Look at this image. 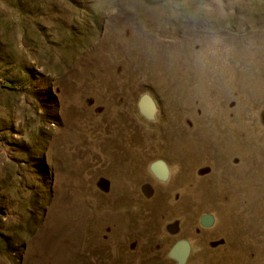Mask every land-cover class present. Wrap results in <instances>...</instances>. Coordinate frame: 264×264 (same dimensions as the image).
<instances>
[{
  "label": "rangeland",
  "instance_id": "1",
  "mask_svg": "<svg viewBox=\"0 0 264 264\" xmlns=\"http://www.w3.org/2000/svg\"><path fill=\"white\" fill-rule=\"evenodd\" d=\"M178 240L264 264V0H0V264H176Z\"/></svg>",
  "mask_w": 264,
  "mask_h": 264
},
{
  "label": "water",
  "instance_id": "2",
  "mask_svg": "<svg viewBox=\"0 0 264 264\" xmlns=\"http://www.w3.org/2000/svg\"><path fill=\"white\" fill-rule=\"evenodd\" d=\"M138 113L146 120L151 121L155 118L157 106L154 100L148 95H142L137 102ZM149 171L160 182H166L169 178V167L161 159L154 160L149 165ZM214 223L213 216L209 214L200 217V225L203 228H210ZM191 253V246L185 240L176 241L168 252V257L176 264H187Z\"/></svg>",
  "mask_w": 264,
  "mask_h": 264
}]
</instances>
